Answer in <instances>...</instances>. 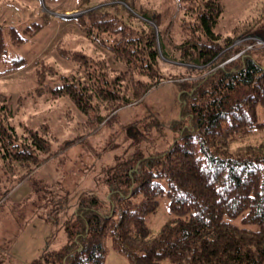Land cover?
<instances>
[{"label":"trees","instance_id":"1","mask_svg":"<svg viewBox=\"0 0 264 264\" xmlns=\"http://www.w3.org/2000/svg\"><path fill=\"white\" fill-rule=\"evenodd\" d=\"M136 2L82 0L84 12L64 18L108 55L91 56L59 42V55L76 67L61 74L39 59L36 85L17 101L69 99L85 119L68 146L86 143L121 108L164 81H176L181 111L171 125L173 140L153 112L122 126L116 134H124L126 145L96 177L108 187L106 198L80 192L73 212L61 220L67 241L23 264H106L110 246L129 264H264V136L244 142L264 132V44L254 39L264 41V19L238 23L224 34L216 30L223 0H176L175 20L162 29L161 11H137ZM49 20L44 14L22 28L9 27L11 43L30 41ZM7 51L0 25V59ZM27 63L11 59L4 71ZM11 99L0 92V208L55 156L58 140L46 121L19 130L13 119L22 104L14 109ZM161 196L169 200L170 217L153 233L146 217L158 211ZM240 216L257 228L227 220Z\"/></svg>","mask_w":264,"mask_h":264},{"label":"rangeland","instance_id":"2","mask_svg":"<svg viewBox=\"0 0 264 264\" xmlns=\"http://www.w3.org/2000/svg\"><path fill=\"white\" fill-rule=\"evenodd\" d=\"M81 1L0 0V25L5 29L8 49L0 59V92L11 95L10 104L14 109L22 104L13 119L18 128L22 125L38 127L46 121L58 138L54 145L55 156L38 167L31 179L20 183L0 208V258L4 256L5 264H11L12 258L20 261L17 264L27 263L45 250L40 251L43 245L60 248L67 241L65 230L60 228L61 220L73 212L80 192L86 190L106 198L108 187L96 177L126 145L123 144L126 142L124 134H116L122 126L153 112L159 117L168 140L172 141L171 125L180 116L178 83L164 81L143 99L121 108L117 117L99 127L96 133H91L86 143L74 141L66 146L82 133L81 122L85 119L69 99L26 96L23 103H18L19 96L26 95L36 85L35 68L39 59L44 58L55 65L61 74L76 67L73 61L59 55V42L66 48L84 50L91 56L108 55V51L77 28L73 19L64 18L67 14L73 17L79 13ZM99 1L102 0H91L93 4ZM223 3L224 13L216 30L224 34H229L238 23H259L264 19L261 0H223ZM143 6H153L161 11L162 29L174 22L178 11L176 0H137L136 10L140 11ZM44 14L49 16V23L34 38L20 46L11 43L7 32L9 27L22 28L42 20ZM254 39L264 44L262 39ZM236 43L241 45L242 40ZM17 57L26 58L28 63L14 72H5V62ZM50 83L55 84L54 81ZM263 136L264 132L260 131L246 137L244 142L255 143ZM53 197L58 200V207L52 202ZM169 217V200L167 196H161L158 211L147 215L146 220L153 233H157ZM227 220L250 229L257 228L244 224L241 216ZM106 264H129V261L110 246Z\"/></svg>","mask_w":264,"mask_h":264},{"label":"crops","instance_id":"3","mask_svg":"<svg viewBox=\"0 0 264 264\" xmlns=\"http://www.w3.org/2000/svg\"><path fill=\"white\" fill-rule=\"evenodd\" d=\"M25 181H27V180H25ZM19 185H20V184H19ZM17 187H18V186H17ZM17 187H16V188H17ZM16 188H15L14 190H16ZM14 190H13V191H14ZM13 191H12V192H13ZM12 192H11V194H12ZM13 193H14V192H13ZM9 196H10V194H9ZM41 245H42V244H41ZM46 248H48V247H44V245H43L40 251H43V249H46ZM40 253H41V252H40ZM40 253H39V254H40ZM39 254H36L35 257H37ZM33 255H34V254H33ZM35 257H34V258H35Z\"/></svg>","mask_w":264,"mask_h":264},{"label":"water","instance_id":"4","mask_svg":"<svg viewBox=\"0 0 264 264\" xmlns=\"http://www.w3.org/2000/svg\"><path fill=\"white\" fill-rule=\"evenodd\" d=\"M81 12H84V11H80L79 13H81ZM79 13H75V15H76V14H79ZM66 16H69V14H67Z\"/></svg>","mask_w":264,"mask_h":264}]
</instances>
